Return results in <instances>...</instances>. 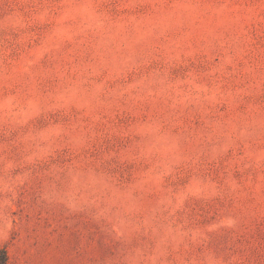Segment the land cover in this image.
I'll return each instance as SVG.
<instances>
[{
	"label": "rangeland",
	"instance_id": "1",
	"mask_svg": "<svg viewBox=\"0 0 264 264\" xmlns=\"http://www.w3.org/2000/svg\"><path fill=\"white\" fill-rule=\"evenodd\" d=\"M0 264H264V0H0Z\"/></svg>",
	"mask_w": 264,
	"mask_h": 264
}]
</instances>
